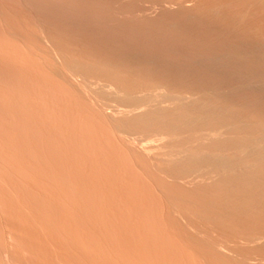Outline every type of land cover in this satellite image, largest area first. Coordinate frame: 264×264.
I'll return each mask as SVG.
<instances>
[{
	"label": "rangeland",
	"instance_id": "obj_1",
	"mask_svg": "<svg viewBox=\"0 0 264 264\" xmlns=\"http://www.w3.org/2000/svg\"><path fill=\"white\" fill-rule=\"evenodd\" d=\"M263 63L264 0H0V264H264Z\"/></svg>",
	"mask_w": 264,
	"mask_h": 264
},
{
	"label": "bare ground",
	"instance_id": "obj_2",
	"mask_svg": "<svg viewBox=\"0 0 264 264\" xmlns=\"http://www.w3.org/2000/svg\"><path fill=\"white\" fill-rule=\"evenodd\" d=\"M232 52H233V51H232ZM239 52H240V51H239ZM242 52H244V51H242ZM248 52H249V51H248ZM235 53H236V52H235ZM250 53H251V52H250ZM232 54H234V53H232ZM232 54H231V55H232ZM237 54H238V53H237ZM239 54H240V53H239ZM241 54H242V53H241ZM247 54H248V53H247ZM254 54H255V53H254ZM228 55H229V54H228ZM234 55H235V54H234ZM240 56H241V55H240ZM245 56H246V55H245ZM253 56H254V58H255V55H253ZM256 56H257V55H256ZM221 57H222V56H221ZM227 57H228V56H227ZM215 58H216V57H215ZM215 58H214V59H215ZM234 58H235V56H234L232 59H234ZM237 58H238V57H237ZM241 58H242V57H241ZM248 58H249V56H248ZM248 58H247V59H248ZM254 58H253V59H254ZM256 58H258V57H256ZM221 59H222V58H221ZM229 59H230V58H229ZM232 59H231V60H232ZM244 59H245V58H244ZM250 59H251V57H250ZM222 60H223V59H222ZM224 60H225V59H224ZM231 60H230V61H231ZM242 60H243V59H242ZM251 60H252V59H251ZM255 60H256V59H255ZM261 60H262V58H261ZM226 61H227V60H226ZM230 61H229V63H227V64H230ZM245 61H246V60H245ZM259 61H260V60H259ZM210 62H211V61H209V63H210ZM218 62H219V61H218ZM220 62H221V61H220ZM223 62H224V61H223ZM249 62H251V61H249ZM211 63H212V62H211ZM214 63H216V62H213V64H214ZM261 63H262V61H261ZM75 64H76V63H75ZM207 64H208V63H207ZM221 64H222V63H221ZM225 64H226V63H225ZM247 64H248V63H247ZM251 64H252V63H251ZM211 65H212V64H211ZM249 65H250V64H249ZM263 65H264V63H263ZM263 65H262V66H263ZM81 66H82V65H81ZM83 66H84V64H83ZM104 66H106V65H104ZM220 66H221V65H220ZM245 66H246V64H245ZM247 66H248V65H247ZM247 66H246V67H247ZM251 66H252V65H251ZM259 66H260V65H259ZM69 67H70V66H69ZM86 67H87V66H86ZM108 67H110V66H108ZM223 67H224V66H223ZM252 67H253V66H252ZM252 67H249V68H252ZM260 67H261V66H260ZM104 68H105V67H104ZM231 68H233V67H231ZM247 68H248V67H247ZM105 69H106V68H105ZM154 69H155V68H154ZM159 69H160V68H159ZM226 69H228V68L226 67ZM254 69H255V67L253 68V70H254ZM78 70H79V69H78ZM86 70H87V69H86ZM88 70H89V69H88ZM149 70H151V69H149ZM157 70H158V69H157ZM245 70H246V69H245ZM257 70H258V69H257ZM259 70H260V68H259ZM263 70H264V69H263ZM69 71H70V70H69ZM83 71H84V70H83ZM83 71H82V72H83ZM106 71H107V70H106ZM106 71H104V72H106ZM117 71H118V70H117ZM160 71H161V70H160ZM230 71H231V73H232V70H230ZM246 71H247V70H246ZM246 71H244V72H246ZM87 72H88V71H87ZM92 72H93V71H92ZM107 72H108V71H107ZM113 72H114V69H113ZM149 72H151V71H149ZM244 72H243V73H244ZM250 72H251V71H250ZM255 72H256V71H255ZM262 72H263V71H262ZM102 73H103V71H102ZM115 73H116V71H115ZM147 73H148V72H147ZM159 73H160V72H159ZM159 73H158V74H159ZM164 73H165V72H164ZM166 73H167V72H166ZM187 73H189V72H187ZM215 73H216V72H215ZM229 73H230V72H229ZM229 73H228V74H229ZM85 74H86V73H85ZM90 74H92V73H90ZM139 74H140V73H139ZM144 74H145V73H144ZM144 74H143V75H144ZM148 74H149V73H148ZM153 74H154V71H153ZM171 74L174 75V73H171ZM176 74H177V73H176ZM176 74H175V75H176ZM192 74H193V73H192ZM222 74H223V73H222ZM232 74H233V73H232ZM245 74H246V73H245ZM247 74H248V72H247ZM252 74H254V73H252ZM259 74L261 75V73H259ZM88 75H89V74H88ZM88 75H87V76H88ZM102 75H103V74H102ZM109 75H111V74H109ZM109 75H106V74H105V75H103L104 77H102V76H101V77H102V78H105V76H106V78H107V76H109ZM146 75H147V74H146ZM159 75H160V74H159ZM166 75H168V74H166ZM182 75H183V74H182ZM195 75H197V74H194L193 77H194ZM220 75H221V74H220ZM225 75H226V74H225ZM85 76H86V75H85ZM87 76H86V79H87L90 75H89L88 77H87ZM113 76H114V75H113ZM116 76H117V75H116ZM127 76H128V75H127ZM129 76H130V75H129ZM152 76H154V75H152ZM156 76H157V75H156ZM189 76H190V74H189ZM239 76H242V77H243V75H239ZM249 76H251V75H249ZM82 77H83V76H82ZM117 77H118V76H117ZM143 77H144V76H143ZM143 77H142V78H143ZM145 77H146V76H145ZM161 77H162V76H161ZM190 77H191V76H190ZM220 77H221V76H220ZM224 77H225V76H224ZM244 77H245V76H244ZM90 78H91V77H90ZM90 78H88V79L90 80ZM115 78H116V77H115ZM121 78H122V76H121ZM142 78H141V79H142ZM155 78H156V77H155ZM168 78H169V77H168ZM172 78H173V77H172ZM179 78H180V77H179ZM252 78H253V77H252ZM255 78H256V77H255ZM263 78H264V77H263ZM86 79H85V80H86ZM88 79H87V81H88ZM110 79H111V76H110ZM112 79H113V77H112ZM131 79H133V78H131ZM134 79H135V78H134ZM138 79H139V78H138ZM145 79H147V77H146ZM157 79H158V78H157ZM166 79H167V78H166ZM190 79H191V78H190ZM221 79H223V78H221ZM244 79H245V78H244ZM117 80H118V79H117ZM126 80H127V78L125 79V81H126ZM129 80H130V79H129ZM159 80H160V79H159ZM183 80H184V79H183ZM194 80H195V79H194ZM236 80H238V79H236ZM254 80H255V79H254ZM110 81H111V80H110ZM121 81H122V80H121ZM134 81H135V80H134ZM138 81H140V80H138ZM149 81H150V80H149ZM155 81H156V80H155ZM155 81L152 82V83H155ZM188 81H189V80H188ZM192 81H193V80H192ZM198 81H199V80H198ZM201 81H202V80H201ZM216 81H217V80H216ZM233 81H234V80H233ZM238 81H240V80H238ZM250 81H251V80H250ZM85 82H86V81H85ZM111 82H112V81H111ZM114 82H117V81L114 80ZM135 82H136V81H135ZM145 82H146V80H145ZM162 82H163V80H162ZM173 82H174V81H173ZM173 82H172V83H173ZM177 82H178V81H177ZM209 82H210V81H209ZM221 82H222V81H221ZM243 82H244V80H243ZM246 82H247V81H246ZM248 82H249V81H248ZM252 82H253V81H252ZM255 82H256V80H255ZM260 82H261V81H260ZM108 83H109V88H110L112 91L116 92V95H118V94L120 95V93H121L120 91H122V90H123V91H126V90L129 88V87H128V88L125 87V85L123 86V87H125L124 89H123V88L121 89L120 87H117V86H119V84H120V83H118V82H117L118 85H114L115 83H114V84H112V83L110 84V82H107V84H108ZM128 83H129V82H128ZM175 83H176V82H175ZM197 83H198V82H197ZM225 83H226V82H225ZM229 83H230V82H229ZM238 83H240V82H238ZM105 84H106V83H105ZM121 84H122V83H121ZM125 84H126V83H125ZM133 84H134V82H133ZM136 84H137V83H136ZM190 84H191V83H190ZM199 84H200V83H199ZM214 84H215V83H214ZM217 84H218V83H217ZM236 84H237V83H236ZM250 84H251V82H250ZM254 84H255V83H254ZM261 84H262V83H261ZM127 85H128V84H127ZM137 85H138V84H137ZM137 85H136V86H137ZM145 85H146V83H145ZM153 85H154V84H153ZM153 85H152V86H153ZM156 85H158V86H156V87H157V89L159 90V92H160V91H161V92L164 91V93H166L167 91L165 92V90H166L165 88H167V90H168V89H169V90L171 89V86H170V88H169V86H167V85H169V84H164V83H161V84H160V82H159V84H156ZM181 85H182V84H181ZM184 85H185V84H184ZM222 85H223V84H222ZM231 85H232V84H231ZM233 85H235V84H233ZM239 85H241V84H239ZM245 85H246V84H245ZM106 86H107V85H106ZM115 86H116V87H115ZM174 86H175V85H174ZM211 86H212V85H211ZM219 86H221V85H219ZM242 86H243V85H242ZM258 86H259V85H258ZM134 87H135V86H134ZM134 87H133V88H134ZM140 87H141V86H140ZM180 87H181V86H180ZM180 87H179V88H180ZM189 87H190V86H189ZM199 87H200V86H199ZM199 87H198V88H199ZM207 87H208V86H207ZM226 87H227V86H226ZM231 87H232V86H231ZM239 87H240V86H239ZM248 87H249V84H248ZM253 87H254V85H253ZM255 87H257V86H255ZM117 88H118V89H117ZM126 88H127V89H126ZM137 88H138V86H137ZM181 88H182V87H181ZM185 88H186V86H185ZM185 88H184V89H185ZM187 88H188V87H187ZM195 88H196V87H195ZM200 88H201V87H200ZM208 88H209V87H208ZM235 88H236V87H235ZM241 88H242V87H241ZM107 89H108V88H107ZM125 89H126V90H125ZM135 89H136V88H135ZM140 89L142 90V88H139V90H140ZM147 89H148V88H147ZM152 89H153V88H152ZM173 89H174V88H173ZM182 89H183V88H182ZM190 89H192V87H191ZM211 89H212V88H211ZM220 89H221V87H220ZM223 89H224V88H223ZM223 89H222V90H223ZM225 89H226V88H225ZM111 90H109V91H111ZM143 90H144V89H143ZM148 90H149V89H148ZM169 90H168V91H169ZM194 90H195V89H194ZM199 90H200V89H199ZM203 90H204V89H203ZM216 90H217V89H216ZM231 90H232V89H231ZM112 91H111V92H112ZM117 91H119L118 94H117ZM129 91H130V90H129ZM134 91H135V90H134ZM136 91L138 92V90H136ZM172 91H173V90H172ZM187 91H188V90H187ZM219 91H220V90H219ZM223 91H224V90H223ZM228 91H229V90H228ZM114 92H113V93H114ZM137 92H136V93H137ZM157 92H158V91H157ZM161 92H160V93H161ZM196 92H198V90H196ZM204 92H205V91H204ZM204 92H203V93H204ZM210 92H211V91H210ZM224 92H225V91H224ZM124 93H125V95H126V93L129 95L128 91H127V92H124ZM124 93H122V94H124ZM167 93H168V92H167ZM169 93H171V91H170ZM179 93H180V92H179ZM203 93H202V94H203ZM131 94H133V93H132V90H131ZM173 94H174V93H173ZM173 94H172V95H173ZM182 94H183V93H182ZM182 94H177V96H176L177 98H176V99H177V100H180V101H188L189 105H190V102H189V101L195 100V99H193L194 96L198 95V93L193 94V93H190V91H188V93L186 92V94H185V92H184L183 95H182ZM211 94H212V93H211ZM223 94H224V93H223ZM158 95H159V94H158ZM160 95H161V94H160ZM175 95H176V94H175ZM204 95H205V94H204ZM208 95H209V92H208ZM216 95H217V94H216ZM224 95H226V94H224ZM224 95H223V98H224ZM121 96H122V95H121ZM123 96H124V95H123ZM164 96H165V95H163L162 97H164ZM166 96H168V95H166ZM200 96H201V94H200ZM213 96H215V95H213ZM249 96H250V95H249ZM261 96H262V95H260L259 97H261ZM172 97H174V96H172ZM172 97H171V98H172ZM216 97H217V96H216ZM247 97H248V96H247ZM259 97H258V98H259ZM166 98L168 99V101H170V100H169V97H166ZM249 98H250V97H249ZM252 98H253V94H252ZM262 98H263V97H262ZM154 99H155V98H154ZM161 99H162V98H161ZM161 99H159V100L157 99V100L160 101ZM172 99H173V98H172ZM172 99H171V101H172ZM196 99H197V98H196ZM201 99H203V98L201 97ZM225 99H226V98H225ZM225 99H224V100H225ZM235 99H236V98H235ZM247 99H248V98H247ZM247 99H245V100H247ZM219 100H220V99H219ZM240 100H241V99H240ZM254 100H255V99H254ZM155 101H156V100H155ZM163 101H164V98H163ZM163 101H162V102H163ZM166 101H167V100H165L164 102L167 104L168 102H166ZM175 101H176V100H175ZM214 101H215V100H213V102H214ZM228 101H229V100H228ZM238 101H239V100H238ZM242 101H243V100H242ZM252 101H253V100H252ZM257 101H258V100H257ZM257 101H256V102H257ZM260 101H261V100H260ZM262 101H263V100H262ZM151 102H153V101H151ZM162 102H160V103H162ZM164 102H163V103H164ZM196 102H197V101H196ZM201 102H202V101H201ZM229 102H231V101H229ZM229 102H228V103H229ZM232 102H235V101L232 100ZM147 103L149 104V102H147ZM147 103H145V107L148 106ZM154 103H155V102H154ZM170 103H171V102H170ZM170 103H169V104H170ZM180 103H181V102H180ZM186 103H187V102H186ZM205 103H206V102H205ZM211 103H212V102H211ZM215 103H216V102H215ZM238 103H239V102H238ZM258 103H259V102H258ZM258 103H257V104H258ZM157 104H159V103L157 102ZM172 104H174V103L172 102ZM193 104H194V103H193ZM207 104H208V103H207ZM232 104H233V103H232ZM244 104H245V103H244ZM248 104H250V103L248 102ZM259 104H260V103H259ZM263 104H264V103H263ZM140 105H141V104H140ZM143 105H144V104H143ZM150 105H151V104H150ZM150 105H149V106H150ZM162 105H163V104H162ZM176 105H177V104H176ZM176 105H175V106H176ZM225 105H226V104H225ZM230 105H231V104H230ZM237 105H238V104H237ZM237 105H236V106H237ZM239 105H240V104H239ZM246 105H247V104H246ZM251 105H252V103H251ZM128 106H129V105H128ZM130 106H131V105H130ZM134 106H135V105H134ZM138 106H139V105H138ZM141 106H142V105H141ZM149 106H148V107H149ZM154 106H156V105L154 104ZM159 106H160V105H159ZM163 106L165 107V105H163ZM163 106H162V107H163ZM167 106H169V105H167ZM171 106H172V105L170 104V107H171ZM173 106H174V105H173ZM186 106H187V105H186ZM198 106H200V105H198ZM209 106H210V105H209ZM241 106H243V105H241ZM248 106H249V105H248ZM261 106H262V105H261ZM164 107H163V108H164ZM196 107H197V106H196ZM204 107H206V106H204ZM246 107H247V106H246ZM250 107H251V106H250ZM254 107H255V106H254ZM256 107H257V106H256ZM128 108H129V107H128ZM130 108H132V107H130ZM134 108H135V109H134ZM141 108H142V107H137V106H136V107H133V108H132V109H133L132 111H127V110L125 111V109L123 108V109H124L123 111H124V113H125V112L128 113V114L131 113V115H132V113H133V115H134L133 117H135V114H139V116H140V114H142L141 116L143 117V116H144V115H143V114H144L143 112L146 111V113H148L147 110H148L149 108H148V109L146 108L147 110H143V109H141ZM156 108H157V106H156ZM160 108H161V107H160ZM189 108L191 109V107H189ZM239 108H240V107H239ZM259 108H260V107H259ZM126 109H127V108H126ZM150 109H151V107H150ZM171 109H173V108H171ZM204 109H205V108H204ZM251 109H252V108H251ZM130 110H131V109H130ZM151 110H152V109H151ZM151 110H150V111H151ZM155 110H156V109H155ZM157 110H159V109H157ZM157 110H156V111H157ZM165 110H167V111H164V110H163V111L165 112V114H166V115H164V116H168L166 112H168V114H169V111H170V110H169V109H165ZM175 110H176V109H175ZM180 110H181V109H180ZM197 110H198V109H197ZM200 110H201V109H200ZM200 110H199V111H200ZM215 110H216V109H215ZM222 110H224V109H222ZM229 110H230V109H229ZM231 110H232V109H231ZM242 110H243V108H242ZM245 110H246V109H245ZM245 110H244V112H245ZM256 110H257V109H256ZM150 111H149V112H150ZM156 111H155V112H156ZM238 111L241 112V110H238ZM247 111H248V110H247ZM257 111H258V110H257ZM259 111H260V110H259ZM119 112H121V111H119ZM164 112H162V113L164 114ZM176 112H177V111H176ZM187 112H188V110H187ZM187 112H186L185 114L188 116ZM220 112H221V111H220ZM235 112H236V111H235ZM235 112H234V113H235ZM122 113H123V112H122ZM124 113H123V114H124ZM134 113H135V114H134ZM150 113H151V112H150ZM162 113H160V114H162ZM170 113H171V112H170ZM172 113H173V111H172ZM191 113H192V112H191ZM230 113H231V112H230ZM238 113H239V112H238ZM255 113H256V112H255ZM156 114H157V113H156ZM177 114H178V113H177ZM177 114H176V115H177ZM228 114H229V113H228ZM146 115H147V114H146ZM157 115H158V114H157ZM157 115H156V116H157ZM169 115H170V114H169ZM173 115H175V114L173 113ZM181 115H182V114H181ZM186 115H185V116H186ZM200 115H201V113H200ZM214 115H216V114H214ZM224 115H225V114H224ZM229 115H231V114H229ZM233 115H234V114H233ZM242 115H243V114H242ZM244 115H245V114H244ZM259 115H260V113H259ZM125 116H128V115H125ZM129 116H130V115H129ZM129 116H128V117H129ZM147 116H148V115H147ZM147 116H146V117H147ZM152 116H153V114H152ZM154 116H155V115H154ZM160 116H161V115H160ZM164 116H161L160 118H162V117H164ZM187 116H186V117H187ZM191 116H192V115H191ZM191 116H190V117H191ZM193 116H194V115H193ZM196 116H197V115H196ZM237 116H238V115H237ZM239 116H240V114H239ZM128 117H127V118H128ZM130 117H131V116H130ZM133 117H132V118H133ZM148 117H149V116H148ZM176 117H177V116H176ZM186 117H184V119H185ZM200 117H201V116H200ZM209 117H210V116H209ZM249 117H250V116H249ZM257 117H259V116H257ZM257 117H255V119H257ZM127 118H126V120H127ZM153 118H155V117H153ZM166 118H167V117H166ZM172 118H173V117H172ZM172 118L170 117V118L167 119V120L170 121V119H172ZM179 118H180V117H179ZM179 118H178V119H179ZM193 118H194V117H193ZM245 118H246V117H245ZM176 119H177V118H176ZM181 119L183 120V118H181ZM206 119H207V118H206ZM208 119H209V118H208ZM210 119H211V118H210ZM214 119H215V116H214ZM237 119H239V118H237ZM252 119H253V117H252ZM159 120H160V119H159ZM182 120H181V121H182ZM187 120H190V118L187 119ZM195 120H196V119H195ZM212 120H213V119H212ZM216 120H217V118H216ZM231 120H232V119H231ZM240 120H241V119H240ZM245 120H246V119H245ZM249 120H250V119H249ZM263 120H264V119H263ZM127 121H128V120H127ZM127 121H126V122H127ZM131 121H132V120H131ZM153 121H154V120H153ZM156 121H158V120H156ZM162 121H163V120H162ZM169 121H168V122H169ZM172 121H174V118H173ZM176 121H178V120H175V122H176ZM179 121H180V120H179ZM179 121H178V122H179ZM184 121H185V120H184ZM234 121H236V120H234ZM243 121H244V120H243ZM128 122H129V121H128ZM134 122H135V121H134ZM144 122H145V121H144ZM147 122H148V121H147ZM160 122H161V121H159V123H160ZM165 122H167V121H165ZM194 122H195V121H194ZM205 122H208V121H205ZM210 122H211V121H210ZM221 122H222V121H221ZM238 122H239V121H238ZM249 122H250V121H249ZM129 123H130V122H129ZM145 123H146V122H145ZM151 123H152V122H151ZM155 123H156V122H155ZM169 123H171V122H169ZM183 123H184V122H183ZM183 123H180V124H183ZM208 123H209V122H208ZM211 123H212V122H211ZM245 123H246V122H245ZM245 123H244V124H245ZM130 124H131V123H130ZM138 124H141V122L138 123ZM142 124H143V123H142ZM161 124H162V123H161ZM171 124H172V123H171ZM175 124H177V123H175ZM191 124H192V123H191ZM227 124H228V123H227ZM234 124H235V123H234ZM261 124H262V123H261ZM133 125H135V123H134ZM155 125H156V124H155ZM166 125H167V124H166ZM166 125H165V127H166ZM178 125H179V123H178ZM201 125H202V124H201ZM219 125H220V124H219ZM219 125H218V126H219ZM228 125H229V124H228ZM137 126H138V125H137ZM157 126H158V125H157ZM172 126H173V124H172ZM184 126H185V125H184ZM208 126H209V124H208ZM208 126H207V127H208ZM232 126H233V125H232ZM134 127H135V126H134ZM141 127H142V125L140 126V128H141ZM155 127H156V126H155ZM165 127H164V128H165ZM170 127H171V126H170ZM175 127H176V126H175ZM179 127H180V125H179ZM181 127H182V126H181ZM187 127H188V126H187ZM244 127H245V126H244ZM250 127H251V126H250ZM257 127H259V126H257ZM262 127H263V126H262ZM142 128H143V127H142ZM145 128H146V127H145ZM157 128H158V127H157ZM164 128H163V129H164ZM182 128H184V127H182ZM202 128H203V127H202ZM204 128H205V127H204ZM218 128H219V127H218ZM223 128H224V126H223ZM223 128H222V129H223ZM239 128H240V127H239ZM143 129H144V128H143ZM154 129H155V128H154ZM154 129H153V130H154ZM169 129L171 130V128H169ZM169 129H168V130H169ZM174 129H175V128H174ZM179 129H181V128H179ZM209 129H210V128H209ZM212 129H213V128H211L209 132H212V131L214 130L213 132H216V133H217V131H215V129H213V130H212ZM229 129H230V128H229ZM233 129H234V128H233ZM251 129H252V127H251ZM261 129H262V128H261ZM131 130H132V129H131ZM136 130H137V129H136ZM139 130H140V129H139ZM150 130H151V129H150ZM177 130H178V129H177ZM199 130H200V129H199ZM211 130H212V131H211ZM216 130H218V129H216ZM242 130H243V129H242ZM249 130H250V128H249ZM253 130H255V129H253ZM257 130H259V129H257ZM262 130H263V129H262ZM155 131H156V130H155ZM163 131H164V130H163ZM179 131H180V130H179ZM181 131H182V129H181ZM197 131H198V130H197ZM202 131H203V130H202ZM204 131H205V129H204ZM219 131H220V130H219ZM157 132H158V131H157ZM161 132H162V130H161ZM167 132H168V131H167ZM177 132H178V131H177ZM182 132H183V131H182ZM206 132H208V131H206ZM209 132H208V134H209ZM213 132H212V133H213ZM249 132L251 133V130H250ZM258 132H260V131H258ZM258 132H257L256 134H258ZM261 132H262V131H261ZM169 133H173V132H168L167 134H169ZM174 133L176 134V131H174ZM197 133H199V132H197ZM220 133H221V132H220ZM228 133H229V132H228ZM228 133H227V134H228ZM154 134H155V133H154ZM158 134H159V136H161V139L158 140L159 142L162 141L163 139H166V138H165L166 136H164V135H167V134H165V132H164V134L162 135V133L160 134V131H159ZM158 134H157V135H158ZM206 134H207V133H206ZM246 134H247V133H246ZM261 134H263V133H261ZM169 135H170V134H169ZM201 135H202V134H201ZM204 135H205V134H203V136H204ZM216 135H217V134H211V135H208V136H209V137H212V138H214V137H217V138H218V136H216ZM218 135H220V134H218ZM151 136H152V135H151ZM154 136L156 137V134H155ZM171 136H174V134H173V135L171 134ZM206 136H207V135H206ZM208 136H207V137H208ZM253 136H255V134H253ZM177 137H179V136H177ZM227 137H228V136H227ZM239 137H240V136H239ZM246 137H247V135H246ZM261 137H262V136H261ZM157 138H158V136H157ZM172 138H173V137H172ZM174 138H175V137H174ZM180 138H181V136H180ZM203 138H204V137H203ZM217 138H216V140H217ZM241 138H243V137H241ZM153 139H154V138H153ZM153 139H152V140H153ZM155 139H156V138H155ZM169 139H170V138H169ZM169 139H168V140H169ZM178 139H179V138H178ZM178 139H177L176 141H178ZM200 139H201V138H200ZM206 139H208V138H206ZM224 139H225V138H224ZM243 139H245V138H243ZM249 139H250V138H249ZM166 140H167V139H166ZM168 140H167V141H164V140H163L164 144H163V142H160L161 145H158V146L153 145V144H155V142H153V144L151 143V145H148L149 142H148V144H144V145H145L144 148H145V152H146V153H145V152H144V153L147 154L148 152L150 153V152H152V151H153V152L156 151V152H154V154H155V155L158 154V156H160V155H159V153H160L159 151H161L160 154H161L162 157H163V154H164L165 157L170 158L169 155H170V156H173V154L175 153L174 150H175V148H176V152H177V151L179 152V154H178V153H177V154H178V155L182 154V153H181L179 150H177V149L183 150L184 147H179V146H178V147H179V148H178V147L176 146V147H174V148H172V149H169V150H170L169 153H168L167 150H164V149H166L167 147H168V148L170 147V146H166V145H165L166 143H168ZM174 140H175V139H173V142H174ZM204 140H205V138H204ZM208 140H209V139H208ZM211 140H212V139H211ZM214 140H215V139H214ZM232 140L234 141L235 139H232ZM239 140H240V139H239ZM256 140H257V139H256ZM156 141H157V139H156ZM158 141H157V142H158ZM179 141H180V140H179ZM205 141H206V140H205ZM247 141H248V140H247ZM249 141H250V140H249ZM254 141H255V139H254ZM263 141H264V140H263ZM150 142H152V141H150ZM159 142H158V143H159ZM202 142H204V141H202ZM225 142H226V141H225ZM242 142H243V141H242ZM258 142H259V141H258ZM145 143H146V142H145ZM169 143H170V142H169ZM200 143H201V141H200ZM212 143H213V140H212ZM212 143H211V144H212ZM222 143H223V142H222ZM248 143H249V142H248ZM252 143H253V142H252ZM262 143H263V142H262ZM137 144H138V143H137ZM141 144H142V143H141ZM156 144H157V143H156ZM162 144H163V145H162ZM175 144H176V143H175ZM202 144H203V143H202ZM229 144H230V143H229ZM231 144H232V143H231ZM254 144H255V143H254ZM256 144H257V143H256ZM146 145H147V146H146ZM172 145H173V144H172ZM172 145H171V146H172ZM177 145H178V144H177ZM183 145H184V144H183ZM214 145H215V144H214ZM224 145H225V144H224ZM226 145H227V144H226ZM246 145H247V144H246ZM173 146H174V145H173ZM173 146H172V147H173ZM202 146H203V145H202ZM209 146H210V145H209ZM233 146H234V145H233ZM252 146H253V144H252ZM220 147H221V146H220ZM220 147H219V148H220ZM168 148H167V149H168ZM185 148H186V147H185ZM185 148H184V149H185ZM190 148H193V146L190 147ZM190 148L187 147V148L185 149V151L187 150V152H188V151L190 150V151L193 153L194 150H193V149H190ZM196 148H197V147H196ZM199 148H200V147H199ZM209 148H210V147H209ZM212 148H213V147H212ZM236 148H237V147H236ZM248 148H249V147H248ZM255 148H256V147H255ZM197 149H198V148H197ZM205 149H206V148H205ZM233 149H234V148H233ZM238 149H239V147H238ZM146 150H148V152H147ZM171 150H173V151L171 152ZM202 150H203V149H202ZM208 150H209V149H208ZM214 150H215V149H214ZM222 150H223V149H222ZM246 150H247V148H246ZM260 150H261V149H260ZM157 151H158V153H157ZM162 151H163V154H162ZM164 151H166V154L168 153V154H167L168 156L165 155V152H164ZM185 151L183 150L182 152L187 153V152H185ZM190 151H189V152H190ZM198 151H199V149H198ZM212 151H213V150H212ZM233 151H234V150H233ZM253 151H254V150H253ZM253 151H252V152H253ZM261 151H262V150H261ZM191 152H190V155H191ZM194 152H195V151H194ZM205 152H206V151H204V153H205ZM220 152H221V151H220ZM227 152H228V151H227ZM235 152H236V151H235ZM170 153H172V154H170ZM196 153H197V152H196ZM196 153H195V154H196ZM200 153H201V152H200ZM202 153H203V152H202ZM208 153H209V152H207L206 154H208ZM225 153H226V152H225ZM237 153H239V152H237ZM257 153H258V152H257ZM260 153H261V152H260ZM175 154H176V153H175ZM175 154H174V156H173L172 158H175V159H176L177 157L175 156ZM149 155H150V154H149ZM178 155H177V156H178ZM183 155H184V154H183ZM183 155H181V156H183ZM185 155L187 156V154H185ZM185 155H184V156H185ZM199 155H201V154H199ZM210 155H211V154H210ZM217 155H218V154H217ZM220 155H222V154H220ZM228 155H229V154H228ZM234 155H235V154H234ZM243 155H244V154H243ZM261 155H262V154H261ZM152 156H153V155H152ZM156 156H157V155H156ZM215 156H216V155H215ZM224 156H225V155H224ZM240 156H241V155H240ZM165 157H164V158H165ZM179 157H180V156H179ZM217 157H218V156H217ZM225 157H226V156H225ZM235 157H237V156H234V158H235ZM158 158H159V157H158ZM187 158H188V157H187ZM194 158H195V157H194ZM201 158H202V157H201ZM229 158H230V157H229ZM154 159H156L155 156H154ZM165 159H166V158H165ZM165 159H164V160H165ZM170 159H171V158H170ZM185 159H186V157H185ZM158 160H159V159H158ZM162 160H163V159H162ZM257 160H260V159H257ZM166 161H167V159H166ZM171 161H172V159H171ZM174 161H175V160H174ZM169 162H170V160H168V163H169ZM164 163H165V162H164ZM176 163H177V162H176ZM225 163H227V162H225ZM252 163H253V162H252ZM254 163H255V162H254ZM195 164H196V163H195ZM197 164H198V163H197ZM214 164H215V163H214ZM257 164H258V163H257ZM216 165H217V164H216ZM216 165H215V166H216ZM219 165H221V164H219ZM234 165H235V163H234ZM192 166H193V165H192ZM192 166H191V167H192ZM238 166H239V165H238ZM240 166H241V168H242V165H241V164H240ZM245 166H247V164H246ZM245 166H244V167H245ZM250 166H251V165H250ZM252 166H253V165H252ZM252 166H251V167H252ZM176 167H177V166H176ZM195 167H196V166H195ZM230 167H231V166H230ZM234 167H235V166H234ZM180 168H181V167H180ZM193 168H194V167H193ZM219 168H220V167H219ZM253 168H254V167H253ZM220 169H221V168H220ZM226 169H227V168H226ZM233 169H234V168H233ZM251 169H252V168H251ZM230 170H232V169H230ZM254 170H255V169H254ZM257 170H258V169H257ZM222 171H223V170H222Z\"/></svg>",
	"mask_w": 264,
	"mask_h": 264
}]
</instances>
